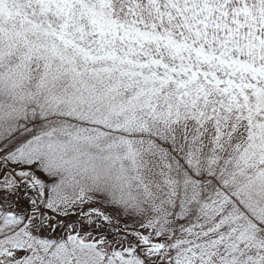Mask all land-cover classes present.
Wrapping results in <instances>:
<instances>
[{
	"label": "snow or ice",
	"instance_id": "1",
	"mask_svg": "<svg viewBox=\"0 0 264 264\" xmlns=\"http://www.w3.org/2000/svg\"><path fill=\"white\" fill-rule=\"evenodd\" d=\"M0 264H264V0H0Z\"/></svg>",
	"mask_w": 264,
	"mask_h": 264
}]
</instances>
